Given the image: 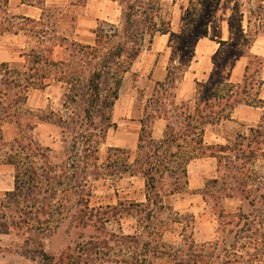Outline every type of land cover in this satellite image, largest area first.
I'll use <instances>...</instances> for the list:
<instances>
[{
  "label": "trees",
  "instance_id": "16d2710c",
  "mask_svg": "<svg viewBox=\"0 0 264 264\" xmlns=\"http://www.w3.org/2000/svg\"><path fill=\"white\" fill-rule=\"evenodd\" d=\"M21 1L40 7L41 18L45 19L47 0ZM87 1L71 0L80 5ZM114 1L122 7L121 30L115 25L110 30H94L93 42L71 40L67 46L82 68L79 79L66 70L67 61L51 58L53 48L45 42L32 49L31 64L23 65L24 70L3 62L0 151H4L5 161L15 167V183L0 198V232L17 231L26 241H34L39 246L37 254L44 260L50 258L44 239L66 233L67 248L77 242L82 249L77 256L66 252L68 264H117L112 252L117 248L123 253L124 264H156L155 259L163 256L171 264H264V171L250 167L251 160L264 150V113L248 134H238L233 142L205 140L207 128L230 119L238 107L264 105V56L253 51L258 36L264 34L263 2L251 11L254 22L250 16L245 23L241 2L235 1L228 21V38L219 40L211 74L197 81L192 98L177 101L174 90L189 70L199 40L208 36L221 0H189L184 28L179 32L171 27L164 0ZM8 3L9 0H0V9ZM29 31L37 35L45 29L35 26ZM157 33L170 35L174 55L166 77L156 81L155 92L146 104L137 148L132 151L109 146L103 156L101 145L109 129L116 125L113 111L124 76L140 56L145 37L149 35L152 40ZM244 57L249 61L241 80H230V67ZM51 75L69 85L65 112L39 110L35 117L61 128L62 141L66 143L61 156L24 130L19 116L26 109L29 89L45 87ZM8 90L13 91L10 98L6 97ZM165 101L171 106L163 105ZM158 118L166 120L164 134L159 138L153 134V123ZM4 122L18 124L19 133L12 140L4 138ZM203 156L217 158L224 190L245 195L252 210L221 216L220 235L213 242L197 243L185 224L180 230L181 243L170 244L164 235L179 221L162 217L167 210L165 197L187 188L189 165ZM125 176L143 178L144 201L93 202L96 182L108 180L111 184ZM254 182L259 184L255 190L251 187ZM127 217L138 221V231L109 229L110 223ZM232 233L237 238L228 242Z\"/></svg>",
  "mask_w": 264,
  "mask_h": 264
},
{
  "label": "rangeland",
  "instance_id": "374dc122",
  "mask_svg": "<svg viewBox=\"0 0 264 264\" xmlns=\"http://www.w3.org/2000/svg\"><path fill=\"white\" fill-rule=\"evenodd\" d=\"M235 1L237 0H221L209 25V35L199 42L185 78L178 82V87L174 90L177 101L192 98L197 84L196 79L206 80L211 74L214 67L213 55L219 47L214 40L219 41L221 37L228 36V21ZM239 1L245 23L250 16L254 22L255 18L251 11L260 2L264 4V0ZM164 2L166 13L169 12L171 17L172 29L181 31L184 28L189 0H164ZM46 9L48 12L45 19L41 18L40 7L22 3L21 0H9L8 5L0 9V81L5 68L3 62L24 70L23 65L31 64L32 49L43 42L52 46L53 51L50 54L52 59L68 62L66 70L71 72L77 80L83 72L77 56H72L67 47L71 40L82 43L93 42L94 30L101 28L110 30L113 25L120 30L122 28V7L114 0H88L84 5L72 4L71 0H47ZM39 20L43 22H36ZM35 26L44 28L45 31L34 35L29 30ZM169 38L170 35L162 38L160 33H157L152 40L149 35L145 37L140 56L124 76L120 97L113 111V120L116 125L109 129L106 141L101 145L103 156L106 155L109 146H118L132 151L137 148L141 118L145 114L146 104L155 92L156 81L166 77L171 57L174 55L173 47L169 46ZM253 51L264 56V34L258 36ZM248 61L246 57L235 61L230 67L228 78L233 81L241 80ZM47 80L48 85L45 87L33 86L29 89L26 109L19 116L21 125L25 126L24 130L42 145L52 147L57 156H61L66 146V143L62 141L61 128L51 123L37 121L35 114L39 110L65 112L64 101L69 85L65 81L54 79L53 75ZM12 95L13 91L8 90L6 97L10 98ZM262 96L264 98V84ZM163 105L171 106L169 101H165ZM171 108L174 119L178 122L177 113L173 110L174 106ZM263 113L264 105L263 107L242 105L232 113L230 119H222L218 124L209 126L205 140L208 143L220 144L233 142L238 134H248L250 127L260 122ZM2 128L5 140H12L20 130L15 122H4ZM153 128L155 137H162L166 120L156 119ZM262 152L264 153V150ZM262 152H259L260 154L250 162V167L258 172L264 171ZM14 175L15 167L5 161L4 151H0V198L4 197L7 190L14 188ZM215 178L219 179L218 183L214 182ZM221 181L217 158L203 156L190 163L187 188L165 197L167 210L162 217L179 222L172 225V229L165 233L164 240L170 244L179 245L182 241L181 227L187 224L188 234L197 243L213 242L220 235L221 216H230L241 211L251 212L252 207L244 197L245 195L237 193L236 190L225 191ZM109 184L108 180L96 182L95 194L97 195L93 198V202L116 203L118 199L145 200V184L141 176H125ZM258 185L257 182L251 183L253 190ZM226 192L233 195L227 196ZM139 228L138 221L134 217L123 218L121 221L109 224V229L116 232L134 233ZM65 236H67L66 233L44 239V248L50 253V258L44 260L37 254L36 250L39 246L34 241H26L24 235L17 231L0 232V264H50L52 260L56 261V264H68L67 253L77 256L82 249H80L81 243L77 242L69 244L67 248ZM236 238L237 236L232 233L231 237L229 235L228 242ZM110 246L114 247V244ZM118 249H112L114 253L112 256L117 264H124L123 253ZM62 252H64L63 255ZM60 258H64L65 262ZM155 263L171 264L167 256L156 258Z\"/></svg>",
  "mask_w": 264,
  "mask_h": 264
},
{
  "label": "crops",
  "instance_id": "0c3cea01",
  "mask_svg": "<svg viewBox=\"0 0 264 264\" xmlns=\"http://www.w3.org/2000/svg\"><path fill=\"white\" fill-rule=\"evenodd\" d=\"M210 33V32H209ZM168 35L169 34H160V36L163 38V37H168ZM209 35V34H208ZM228 38V36H224V37H221V39L220 40H222V39H227ZM204 38H207V36H205V37H203V38H201L200 40H199V42L201 41V40H203ZM215 41V43L217 44V45H219L220 46V43H219V41H216V40H214ZM199 42H198V44H199ZM198 44H197V46H198ZM219 48V47H218ZM196 49H197V47H196ZM216 50V49H215ZM214 50V51H215ZM217 51V50H216ZM185 78V77H184ZM197 81H199V79H196V82ZM194 91H195V87H194ZM186 99H189V98H186ZM239 108V107H238ZM237 108V109H238ZM237 109H235V110H237ZM235 110H234V112H235ZM153 134H154V130H153ZM155 136V135H154Z\"/></svg>",
  "mask_w": 264,
  "mask_h": 264
}]
</instances>
